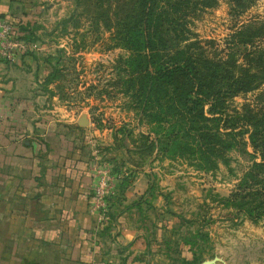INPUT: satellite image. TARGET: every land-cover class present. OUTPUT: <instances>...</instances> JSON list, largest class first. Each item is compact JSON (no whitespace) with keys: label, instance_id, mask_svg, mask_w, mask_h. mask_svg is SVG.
<instances>
[{"label":"crops","instance_id":"0c3cea01","mask_svg":"<svg viewBox=\"0 0 264 264\" xmlns=\"http://www.w3.org/2000/svg\"><path fill=\"white\" fill-rule=\"evenodd\" d=\"M41 1L0 0V16L22 33ZM33 47L12 62L0 58V264H195L178 238L182 229L173 227L179 214L150 211L167 209V191L180 195L183 182L153 183L154 164H138L118 146L116 131L92 129L90 119L82 127L70 112L54 114L45 92L52 85L43 83L45 53ZM96 153L122 176L105 222L90 212Z\"/></svg>","mask_w":264,"mask_h":264},{"label":"rangeland","instance_id":"374dc122","mask_svg":"<svg viewBox=\"0 0 264 264\" xmlns=\"http://www.w3.org/2000/svg\"><path fill=\"white\" fill-rule=\"evenodd\" d=\"M137 1L44 0L41 1L43 9L21 25V36L25 35L33 48L42 47L39 52L47 56L55 52L56 58L51 61L62 73L51 83L50 89L46 87L48 108L53 109L55 105L54 114L70 112L75 119L84 114L92 122V129L116 131L118 146L131 150L138 164H154L153 183L169 177L179 179V185L183 182V188L178 190L182 192L180 195L176 193L175 197L167 191V196L172 198L168 200L167 209L151 208L150 204H143V207L151 208V212L179 214L180 225L177 222L173 227L182 229L178 238L189 246L195 264L203 261L264 264V218L256 223L241 219L230 215L228 209L217 203L218 198L226 196L233 187V174L240 175L249 164L244 152L251 151L248 142L227 152L233 174L222 163L213 171L198 169L187 158L171 154L173 146L167 138L176 118L158 107L153 112L161 116L160 121L142 117L136 101L126 92L129 87L126 59L130 51L119 45L117 31L124 20L133 15ZM232 4L233 0H216L210 6L202 0H191L193 11L185 18L186 37L199 40L208 52L237 55L241 49L231 48L233 31L248 20L264 17V0H256L235 17L231 13ZM167 38L171 46H182L186 42L174 35ZM44 65L50 68L47 63ZM258 97L264 99V85L233 97L228 101L229 108L245 101L254 102ZM59 105H64L66 111H59ZM156 138H159L158 146L154 144ZM204 199L208 202V210L202 206ZM173 233L177 239L178 231L172 230Z\"/></svg>","mask_w":264,"mask_h":264},{"label":"trees","instance_id":"16d2710c","mask_svg":"<svg viewBox=\"0 0 264 264\" xmlns=\"http://www.w3.org/2000/svg\"><path fill=\"white\" fill-rule=\"evenodd\" d=\"M215 1L202 0L210 6ZM255 1L233 0L231 13L235 17ZM190 2H136L137 9L117 31L119 45L130 51L126 92L142 117L160 121L161 116L153 112L158 107L176 118L167 138L173 146L171 154L187 158L198 169L213 171L222 163L233 174L227 152L248 142L251 151L244 152L249 164L240 175L233 174V187L217 203L230 215L256 223L264 218V99L231 108L228 101L264 85V17L248 20L233 31L231 48L241 49L237 55H218L186 37L185 18L193 11ZM168 35L186 42L171 46ZM19 37L26 40L25 35ZM52 59V55L45 58L50 67L45 86L62 75ZM154 141L158 146L159 138ZM202 204L209 209L205 199Z\"/></svg>","mask_w":264,"mask_h":264},{"label":"built area","instance_id":"2783aa9c","mask_svg":"<svg viewBox=\"0 0 264 264\" xmlns=\"http://www.w3.org/2000/svg\"><path fill=\"white\" fill-rule=\"evenodd\" d=\"M20 35L18 27L9 16H0V58L12 62L17 51L30 48V43L20 39ZM94 162L96 180L92 190L90 212L95 214L100 222H105L108 220V197L112 194L115 181L121 174H115L98 153L94 155Z\"/></svg>","mask_w":264,"mask_h":264},{"label":"water","instance_id":"95a60500","mask_svg":"<svg viewBox=\"0 0 264 264\" xmlns=\"http://www.w3.org/2000/svg\"><path fill=\"white\" fill-rule=\"evenodd\" d=\"M78 124L80 126H85L87 124V118H86V116L84 114H82L80 116V118L78 119ZM202 264H210V263H209V261H203Z\"/></svg>","mask_w":264,"mask_h":264}]
</instances>
